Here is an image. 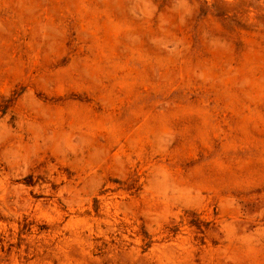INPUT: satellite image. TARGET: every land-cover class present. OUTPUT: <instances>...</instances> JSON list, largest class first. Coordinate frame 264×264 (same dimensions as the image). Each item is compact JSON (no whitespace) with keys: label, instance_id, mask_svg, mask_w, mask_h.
<instances>
[{"label":"rangeland","instance_id":"1","mask_svg":"<svg viewBox=\"0 0 264 264\" xmlns=\"http://www.w3.org/2000/svg\"><path fill=\"white\" fill-rule=\"evenodd\" d=\"M0 264H264V0H0Z\"/></svg>","mask_w":264,"mask_h":264}]
</instances>
